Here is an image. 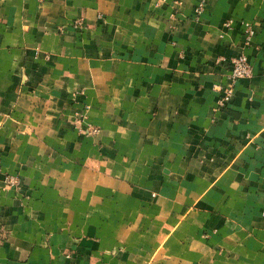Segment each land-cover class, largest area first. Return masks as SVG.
Masks as SVG:
<instances>
[{
    "label": "crops",
    "instance_id": "0c3cea01",
    "mask_svg": "<svg viewBox=\"0 0 264 264\" xmlns=\"http://www.w3.org/2000/svg\"><path fill=\"white\" fill-rule=\"evenodd\" d=\"M198 1L0 0V264H264V0Z\"/></svg>",
    "mask_w": 264,
    "mask_h": 264
},
{
    "label": "built area",
    "instance_id": "2783aa9c",
    "mask_svg": "<svg viewBox=\"0 0 264 264\" xmlns=\"http://www.w3.org/2000/svg\"><path fill=\"white\" fill-rule=\"evenodd\" d=\"M205 8V0H199L195 12L198 17L203 13ZM77 24H80L79 21H77ZM232 26V20L228 19L225 22V27L227 29H230ZM245 32L247 33L248 38H250L253 35V31L250 27H246ZM251 73V66L246 58L245 55L240 54L236 57H233L230 59V71L228 74L229 82L225 86L221 85H214L213 90L218 92L219 96L217 99V106L218 107H224L226 106L234 92L235 84L240 79L249 77ZM15 180L13 177L8 178L9 184H14Z\"/></svg>",
    "mask_w": 264,
    "mask_h": 264
}]
</instances>
